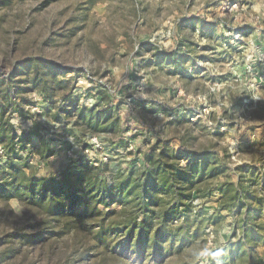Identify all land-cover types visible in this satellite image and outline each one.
I'll return each instance as SVG.
<instances>
[{
	"label": "rangeland",
	"instance_id": "rangeland-1",
	"mask_svg": "<svg viewBox=\"0 0 264 264\" xmlns=\"http://www.w3.org/2000/svg\"><path fill=\"white\" fill-rule=\"evenodd\" d=\"M32 57L71 82L12 116L19 133L37 125L46 145L34 136L22 161L0 147V264H61L84 250L76 264H264V0H0V76ZM85 108L111 115L100 135L75 126ZM200 152L213 177L196 174L187 208L164 190L149 230L161 229L162 244L140 243L130 222L142 202L107 206L99 184L138 178L163 154L176 173L192 170ZM234 169L252 219L239 199L219 209ZM39 179L62 181L60 221Z\"/></svg>",
	"mask_w": 264,
	"mask_h": 264
},
{
	"label": "trees",
	"instance_id": "trees-1",
	"mask_svg": "<svg viewBox=\"0 0 264 264\" xmlns=\"http://www.w3.org/2000/svg\"><path fill=\"white\" fill-rule=\"evenodd\" d=\"M172 63L173 62H171V64ZM65 74L66 73H61L58 66L53 62L39 57H32L23 62V64L17 66L12 77L3 78L0 76V147L4 150V156L9 161H22L23 158L20 155V152L31 146V140L34 136L40 140L41 144L46 145L42 135L37 132V125H35L29 132L21 131L19 133L12 123V116L16 115L24 118L27 117V115H30V113L26 114L25 111L29 106L32 105V101L29 99V97L32 95L40 94L47 102L61 95L60 93L63 91L65 86L69 85L71 82V80L63 78V75ZM73 90L74 87L71 89V92ZM74 109L77 108L75 107ZM65 112L66 111L62 108L58 109V115L65 114ZM75 112L78 114V119L75 122V126H80L82 128L85 127L86 130H90L95 127L94 131H88L95 135H100V133L103 132L99 130L100 126L103 124L105 125L109 121L108 119H111V115H106L104 112H99L97 108H85L80 111L75 110ZM75 112L73 111V113ZM58 121L60 120L58 119ZM180 143H182L181 140ZM53 153L54 151L49 150L48 157H52ZM193 154L194 153H192V158L194 157ZM39 155L41 156V154ZM187 156H190V154ZM197 157L200 158L196 159V161H193L194 165L192 170H188L187 168L186 170H182L180 173H176L173 170V167L167 166L165 162L167 155L163 154L154 156L150 159H147V162L149 163L148 165L150 167L138 178L128 179L118 177L116 180H114L112 185H107L104 182L99 184L104 197H111V202L109 204L107 203V206L118 203L122 207V210H125L127 204H129L128 197L131 196L134 199L142 202L140 205L141 208L137 210L133 222L129 221L130 223H133V226L140 230L139 236L137 237L140 243L145 245L148 242L149 244H153L156 248L160 247L162 244V239H164V236L160 235L161 229H155L151 233H149V230L153 224L152 215L155 214V208H157L161 202L160 198L164 190L170 191L171 189H174L176 201H179L183 207L187 208L190 200H192L193 193L196 192L199 194V190L195 189L194 187V179L196 174L200 172V177L203 175H206V177L208 175L213 177L212 174H209L211 170L208 167V157L202 152L197 154ZM23 167L29 170L31 173V167L29 164L25 163ZM8 170L10 175L14 178L16 177L17 172H19L22 177L29 178V175H26L23 169H20L16 166L10 165ZM70 173L71 172H65V174L62 175H70ZM230 178L233 180V183L230 184V190H226V188L218 189V192L221 194V198L219 200V209L232 211V208L227 206L226 202L239 199L243 204L242 206L238 207V212H240V209L242 210L245 207L247 219H252L251 215L254 213L253 201L247 196L248 192H246V189L243 187L240 181V173L238 170H232ZM37 182L39 183V185H37L41 188H44V192H47V195L48 193L50 195H43L40 198L41 202L45 200L46 197L50 198L47 206H45L47 215H49V217H54V221H60L59 219L65 215V212H63L64 206H62L64 201L61 198L62 194L59 193L63 186L60 185L62 181L60 182L56 179H39ZM74 183L75 184L72 187V192L78 193L79 197V192L81 191L80 186L83 183V179L77 178ZM167 183H170L171 186L165 189ZM88 185H90V183H88ZM33 186L34 185L30 186L31 190ZM113 192H117L115 196L113 195ZM47 200L48 199L46 198V201ZM103 202L104 200L101 201V203ZM253 225L255 226L256 224L254 223ZM239 229L244 231L243 227H240ZM128 234L129 238H132V236L134 237L132 231H130ZM37 236L39 239H41L42 234ZM233 237L235 238L236 236ZM128 241H130V239H128ZM252 241L253 242H251V244L255 243L256 239H253ZM78 253L79 252H77V254ZM87 254L88 250H84L77 256H75L74 253V255L63 259L61 264H76L77 262L85 260L88 257Z\"/></svg>",
	"mask_w": 264,
	"mask_h": 264
}]
</instances>
